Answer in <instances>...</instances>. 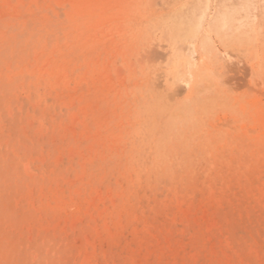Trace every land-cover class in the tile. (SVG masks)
Returning a JSON list of instances; mask_svg holds the SVG:
<instances>
[{
    "label": "rangeland",
    "instance_id": "374dc122",
    "mask_svg": "<svg viewBox=\"0 0 264 264\" xmlns=\"http://www.w3.org/2000/svg\"><path fill=\"white\" fill-rule=\"evenodd\" d=\"M0 264H264V0H0Z\"/></svg>",
    "mask_w": 264,
    "mask_h": 264
},
{
    "label": "bare ground",
    "instance_id": "6f19581e",
    "mask_svg": "<svg viewBox=\"0 0 264 264\" xmlns=\"http://www.w3.org/2000/svg\"><path fill=\"white\" fill-rule=\"evenodd\" d=\"M186 54V66L188 67V69L192 68L195 64L193 62V55H194V51L187 49L186 52H184ZM222 53V52H221ZM223 58H225L226 60L229 59V55L226 52H223ZM180 81H182L185 85H187L188 81L187 80H183L180 79ZM45 87V86H44ZM87 202V201H86ZM147 227V226H146ZM197 253V252H196ZM195 253V254H196ZM198 254V253H197ZM238 255V254H237Z\"/></svg>",
    "mask_w": 264,
    "mask_h": 264
}]
</instances>
